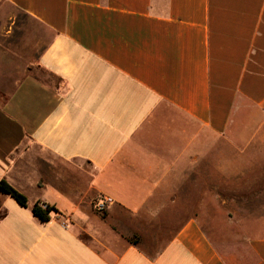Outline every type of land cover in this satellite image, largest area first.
Wrapping results in <instances>:
<instances>
[{
    "label": "crops",
    "instance_id": "1",
    "mask_svg": "<svg viewBox=\"0 0 264 264\" xmlns=\"http://www.w3.org/2000/svg\"><path fill=\"white\" fill-rule=\"evenodd\" d=\"M2 178L0 264H264V0H0Z\"/></svg>",
    "mask_w": 264,
    "mask_h": 264
},
{
    "label": "trees",
    "instance_id": "2",
    "mask_svg": "<svg viewBox=\"0 0 264 264\" xmlns=\"http://www.w3.org/2000/svg\"><path fill=\"white\" fill-rule=\"evenodd\" d=\"M0 191L5 194H9L14 197L21 205L27 207L28 197L27 195L17 189L14 185L8 182L5 178L0 179ZM32 212L41 221L48 222L52 219L53 214L59 213L60 210L52 204L44 201H36L32 206Z\"/></svg>",
    "mask_w": 264,
    "mask_h": 264
},
{
    "label": "built area",
    "instance_id": "3",
    "mask_svg": "<svg viewBox=\"0 0 264 264\" xmlns=\"http://www.w3.org/2000/svg\"><path fill=\"white\" fill-rule=\"evenodd\" d=\"M112 201H113L112 197H109V196L102 197L96 202V208L99 211H104L107 208V206L110 203H112Z\"/></svg>",
    "mask_w": 264,
    "mask_h": 264
},
{
    "label": "rangeland",
    "instance_id": "4",
    "mask_svg": "<svg viewBox=\"0 0 264 264\" xmlns=\"http://www.w3.org/2000/svg\"><path fill=\"white\" fill-rule=\"evenodd\" d=\"M233 210H235V209L230 208V207H225V208H223V209H218V211H219L220 213H223V214H226V213L232 212ZM243 210L246 211L247 209H243ZM214 211H217V209H214ZM209 212H212V209L209 208Z\"/></svg>",
    "mask_w": 264,
    "mask_h": 264
}]
</instances>
